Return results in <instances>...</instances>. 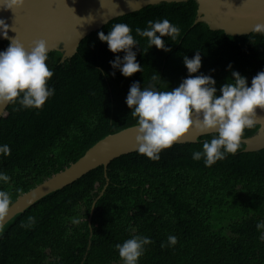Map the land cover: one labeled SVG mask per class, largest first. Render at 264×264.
Returning <instances> with one entry per match:
<instances>
[{
  "label": "trees",
  "instance_id": "obj_1",
  "mask_svg": "<svg viewBox=\"0 0 264 264\" xmlns=\"http://www.w3.org/2000/svg\"><path fill=\"white\" fill-rule=\"evenodd\" d=\"M197 10L196 0L149 5L91 32L65 60L59 51L48 53L54 95L41 109L9 104L0 120V147L11 149V155L0 154V174L10 177L8 184L0 181V190L14 202L104 136L135 125L137 118L126 103L130 86L139 81L141 88L149 87L156 75L158 91L178 87L189 76L185 55L193 58L200 51L202 67L194 75L212 76L217 95L228 79L234 82L233 70L250 87L264 71V35L212 30L205 22L195 23ZM163 19L181 30L176 43L162 37L168 52L149 48L147 38L135 31L146 29L149 20ZM116 23H127L139 42L133 51L143 71L131 77L110 63L125 53H113L98 36L100 31L107 35ZM8 46L0 41V51ZM258 128L246 130L244 137ZM214 135L175 143L158 161L138 151L121 155L109 163L107 175L98 166L39 199L5 225L0 264H123L115 245L133 235L153 241L138 264H264V229H257L264 221V148L244 151L243 143L235 155L207 167L203 158L192 157ZM29 216L35 224L21 227ZM169 236L177 237L175 246L168 245Z\"/></svg>",
  "mask_w": 264,
  "mask_h": 264
},
{
  "label": "clouds",
  "instance_id": "obj_2",
  "mask_svg": "<svg viewBox=\"0 0 264 264\" xmlns=\"http://www.w3.org/2000/svg\"><path fill=\"white\" fill-rule=\"evenodd\" d=\"M25 3L26 0H0V7L15 13ZM147 24L146 29L137 27L136 34L147 38L149 48L156 46L166 52L171 51L162 37L167 36L176 43L181 35L180 28L168 19L149 20ZM9 29L15 31L13 26L0 19V34L10 40L7 49L0 51V109L9 104L41 109L55 93V89L49 87L54 72L47 64L48 42L37 39L26 48L18 36L9 37ZM251 33L264 35V23L256 24ZM98 36L113 53H125L123 58L117 55L110 61L114 69H119L125 77L143 71L136 59L137 53L133 51L139 42L127 23H116L107 35L100 31ZM251 42L255 44L254 39ZM183 62L189 76L170 91L156 89L155 82L159 79L156 75L151 77L153 84L149 87L141 88L139 81L130 86L126 103L132 109L130 115L137 118L136 150L158 161L163 150L171 148L194 128L200 134L215 133L210 141L203 142V150L195 151L192 157L196 161L203 158L205 166L211 167L225 159L227 154L235 155L241 150L246 130L257 124L264 125V117L258 115V110L264 111V71L252 78L250 87L245 76L231 71L230 77L234 82L228 79L219 89L222 94L217 95V82L212 76L194 75L202 67L200 51H196L193 58L185 55ZM231 67L228 66L229 69ZM0 154L11 155V149L3 145ZM0 181L8 184L10 177L0 174ZM12 205L10 193L0 190V235L4 232ZM73 223L79 224L80 221L73 219ZM34 224L35 218L29 216L28 223L22 221L20 226L28 228ZM257 229H264V221L257 223ZM152 242L149 237L133 235L115 247L123 264H138L146 251L145 246ZM177 242L176 236L168 237V245L175 246ZM165 246L161 244V247Z\"/></svg>",
  "mask_w": 264,
  "mask_h": 264
},
{
  "label": "water",
  "instance_id": "obj_3",
  "mask_svg": "<svg viewBox=\"0 0 264 264\" xmlns=\"http://www.w3.org/2000/svg\"><path fill=\"white\" fill-rule=\"evenodd\" d=\"M186 1L188 0H26L24 7L16 9L15 13L0 7V19H4L15 29V31L9 29V37L18 36L26 48L34 40L45 39L50 48L49 53L59 51L62 53V60H65L76 54L86 36L101 29L114 18L149 5ZM196 2L198 10L195 23L205 22L212 30L242 35L251 33L256 24L264 23V0H196ZM3 40L10 43L9 39H4L0 34V41ZM8 106L0 109V120ZM258 115L264 117V111L258 110ZM258 125L259 128L254 134L244 137V151L264 148V125ZM135 126L136 124L104 136L65 169L21 194L13 202L7 223L39 199L71 184L98 166L103 165L107 175L108 165L112 160L137 151ZM202 135L206 134L197 133L193 128L177 143L197 142ZM102 194L103 191L98 198ZM95 203L96 200L92 206L90 221Z\"/></svg>",
  "mask_w": 264,
  "mask_h": 264
}]
</instances>
